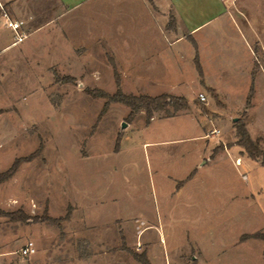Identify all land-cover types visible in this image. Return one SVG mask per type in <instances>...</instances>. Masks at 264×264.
Returning a JSON list of instances; mask_svg holds the SVG:
<instances>
[{
    "label": "rangeland",
    "instance_id": "rangeland-1",
    "mask_svg": "<svg viewBox=\"0 0 264 264\" xmlns=\"http://www.w3.org/2000/svg\"><path fill=\"white\" fill-rule=\"evenodd\" d=\"M228 1L253 35L252 109H247L252 81L245 76L213 75L224 103L212 95L209 105L200 99L206 88L193 56L203 52L208 64V40L198 50L184 44L182 77L160 64L151 68L155 57L146 61L136 53L139 42L152 34L149 0H94L73 12L61 0H0L12 18L24 21L28 34L24 42L0 52V173L17 158L35 155L0 182L1 264H79L92 253L86 237L121 241L122 252L135 259L124 247L147 253L143 243L134 245L138 237L129 230L140 218L153 224L142 236L152 241L158 260H164L166 249L172 260L183 254V264H200L194 258L198 251L204 264H264V240H241L245 233L264 232V205L257 192L255 199L244 196L248 182L243 175H251L236 163L235 153L212 156L214 138L202 136V126L212 129L211 120L216 138L228 141L235 138L237 118L245 121L248 113L250 124L264 122V0ZM156 2L166 8L167 0ZM230 25L222 30L232 32ZM210 28L217 33L218 22ZM11 33L0 28L4 45L11 42ZM218 37L213 46L225 43V37ZM230 49L222 50L224 57ZM112 58L124 92L172 90L188 99L187 111L147 123L146 114L129 120L130 108L112 102L98 119L106 99L88 89L116 91ZM260 127L252 128L253 135ZM260 172L264 182V168ZM28 241L37 250L23 256Z\"/></svg>",
    "mask_w": 264,
    "mask_h": 264
},
{
    "label": "crops",
    "instance_id": "crops-1",
    "mask_svg": "<svg viewBox=\"0 0 264 264\" xmlns=\"http://www.w3.org/2000/svg\"><path fill=\"white\" fill-rule=\"evenodd\" d=\"M93 1L94 0H61V5L64 7V9L66 8L69 12H73L75 10L74 8ZM221 1H223L222 4H220L221 2L218 0H167L166 8L162 9L160 5L156 2V0H149L151 5L149 7L151 10L150 12L152 13V15H154L152 16L151 19L153 25L150 28V30H152V34L144 42H139V44L137 45L136 53L142 54L143 59H145L146 61L147 59L150 60V57L152 56L155 57V59L152 60L155 62L151 64V68H157V66L159 67L160 64L161 65L160 68L166 69L168 71L170 70L173 73V75L176 77H180V76L182 77V73L184 72V70L180 66L179 62L183 56L182 51L183 49H185L186 46L184 44H187V42H189L195 48L194 44L188 38V36H192L198 45V49L199 48L201 49L202 41L208 40L210 44H212L211 54L209 55L206 54V59L207 61H209L208 64H206L203 52H201L199 57L204 71V80L206 86L214 89L216 93L219 95L220 100H221L220 97L222 95V91L217 88V83L213 75H217L220 78L223 77L225 79H227L228 77L230 78V80L245 76L247 81L251 79L252 83L253 80L255 82L254 68L256 65V51L253 48V35L248 31V29L243 27L244 24H240L239 17L237 16V14H235L234 10L231 7L230 2L228 0H221ZM216 3H218V5ZM215 4L217 7L214 6ZM171 18H173V22H174L172 26H170ZM241 20L242 22H244L243 19ZM215 22H218V26H219V30L217 33H215V31L217 30L216 28L206 29L207 26H210ZM227 22L231 24L230 25L231 27L233 26L232 32L222 30L224 29L223 27ZM2 27L8 28L4 25V19L0 17V28ZM12 34L13 33H11L12 36L11 42L5 45L3 44L2 41L6 38L5 37L6 34L0 36V52L15 46L14 44H12L13 43ZM216 36H219L218 39L220 37H225L227 43L226 41L225 43H221L219 41L218 47L213 46L214 45L213 39ZM228 47H232V49H230V53L227 54L228 57H224V55L222 54V50L226 51ZM15 53H18V51H16ZM191 54L193 53L190 52V55ZM193 57L195 60L196 54ZM168 63H172V68H169ZM1 67L2 65L0 64V68ZM195 68H196V64H195ZM150 79L162 81V78L154 79L153 76H151ZM199 81H200V76H199ZM225 82L228 81H224L222 84H225ZM172 83L176 85L179 82L174 80ZM165 92L170 94L180 95V94H176L172 90L171 91L164 90L160 94ZM201 93L205 95L206 104L209 105L207 97H211L212 94L210 93V91L207 90V88L206 90L201 91L199 95ZM152 96H156V95H152ZM253 106L254 104L252 99V105L249 107V109H252ZM186 111H187L186 109L181 110L175 116L184 114ZM144 115L145 112L143 110L140 111L133 121ZM158 118H166V117L162 115L159 116L154 115L152 120ZM132 122L128 123V127L129 125H131ZM210 122L212 129L208 130L207 127L202 126L205 133L202 136L213 137L214 139L212 144H214V149H216V147L218 146L220 147L219 150L217 151L215 150L212 156H215V154H223L229 152L235 153L236 163H240L241 166L243 165L245 171L249 172L251 175V178H249L247 174L243 175L248 182L247 194H245L244 196L246 198L252 196L255 199L256 196L254 192H257V195L259 196V200L263 203L262 204L263 206L264 197L262 194L264 191V182H263V178H261L263 177V174H260L261 173L260 170L261 168H264V166L262 165L261 161L251 158L247 153L243 151L242 147L237 145L236 143L232 146L227 145L228 142H232V141L236 142L235 132H234V136H235L234 139H230L229 141L222 139L218 140L216 138L217 134H215L214 131L216 130L217 126L214 120H211ZM245 123L251 136L254 139L260 137L261 145L264 146V122L260 123V125H256L253 123L250 124V116L247 113V118L245 120ZM259 126H261L260 132L256 131V134L253 135L252 128L255 127L259 128ZM208 142H210V140ZM205 163L206 161L204 160L201 164H205ZM142 220L144 224L141 223ZM138 223H139L138 226L129 227V230L132 232V235L138 237V239L134 240V242L136 241L134 245L137 246L138 242L144 244V247L147 250L148 257L152 262V264H183L181 261L183 254L178 255L176 259L172 260L169 251H167L166 249H164L165 250L164 260H158L156 255L152 252V241L149 238H144L145 235L142 236V234L146 232L145 230L147 228L153 226L152 222L149 221V219L140 218V221ZM129 230H127L126 233L129 234L130 233ZM85 240L92 247V249L90 250L92 251V253L88 254L89 256L87 255L85 258H81L79 264H139V262L133 259L130 255L122 252L121 241H119L117 244L115 243L112 244L98 237L97 238L86 237ZM257 240H262V239L249 238L245 241H247L250 244L251 243L253 244L254 242L255 243L257 242L258 244V242L260 241ZM193 250L196 252L195 249ZM196 253H198V255L195 256L194 258L198 259L200 264H204V259L201 258V251H198Z\"/></svg>",
    "mask_w": 264,
    "mask_h": 264
},
{
    "label": "trees",
    "instance_id": "trees-1",
    "mask_svg": "<svg viewBox=\"0 0 264 264\" xmlns=\"http://www.w3.org/2000/svg\"><path fill=\"white\" fill-rule=\"evenodd\" d=\"M173 18L170 20V26L173 25ZM189 40L194 44L195 48L198 50V45L195 41V39L192 36H188ZM112 65L114 66V72H115V80L117 89L114 93H109L106 90L100 89V88H93L88 89L89 93L94 95L95 97H102L106 99V103L104 105L103 110L101 111L98 119H101V117L106 112L108 106L112 102H119L122 103L130 108L129 114L127 118L129 120H133L135 116L140 112L144 111L146 114V121L147 123H150L152 118L156 113H162V116L164 117H173L175 116L179 111L189 108V101L185 96L181 95H175L170 93H162L156 96L148 95V94H134V93H126L123 91L121 87V77L120 73L117 70V66L115 63V60L112 58L111 60ZM195 64L197 71L200 76V81L204 87L207 88L208 91L212 94V96L216 99V101L221 103L219 99V95L216 93V91L210 87L206 86L205 80H204V71L200 62L199 53L196 54L195 57ZM255 75V70H254ZM255 94V84L254 80L251 85L249 95L247 98V108H249L252 105V99ZM202 108L205 109V106L200 103ZM247 113V111H245ZM235 136H236V144L241 146L243 151L247 153L251 158L255 160L261 161L262 165L264 166V149L261 145V138H253L246 126V123L243 119L237 118L235 120ZM121 142V137H118L117 143H116V150H119ZM222 146V145H221ZM219 146L216 147V151L219 150ZM35 155H31L26 158H17L13 165L4 172L0 173V182L5 181L9 178H11L15 172L18 170L21 162L25 160H30ZM70 213H68L69 215ZM17 214H10V216H13L12 218H17L15 216ZM249 238H260L264 240V232L263 231H257L254 233H246L241 236V240H246ZM126 248L136 260H138L141 264H152L150 261L148 255L146 252L138 253L136 251H133L132 249L128 247ZM193 264H199L197 261H194Z\"/></svg>",
    "mask_w": 264,
    "mask_h": 264
},
{
    "label": "built area",
    "instance_id": "built-area-1",
    "mask_svg": "<svg viewBox=\"0 0 264 264\" xmlns=\"http://www.w3.org/2000/svg\"><path fill=\"white\" fill-rule=\"evenodd\" d=\"M1 9H3V5L0 3ZM4 10V9H3ZM1 18L4 19V25L11 29L13 33V43L14 45L23 42L28 34L24 29V21L16 18H12L7 11H3L0 15ZM201 100H205L206 97L204 94L199 95ZM238 162V161H237ZM36 246L33 241H28L22 248H21V254L23 256H31L36 253ZM1 256V254H0ZM1 264V261H0Z\"/></svg>",
    "mask_w": 264,
    "mask_h": 264
},
{
    "label": "water",
    "instance_id": "water-1",
    "mask_svg": "<svg viewBox=\"0 0 264 264\" xmlns=\"http://www.w3.org/2000/svg\"><path fill=\"white\" fill-rule=\"evenodd\" d=\"M125 125H126V123L123 124V126H125Z\"/></svg>",
    "mask_w": 264,
    "mask_h": 264
}]
</instances>
